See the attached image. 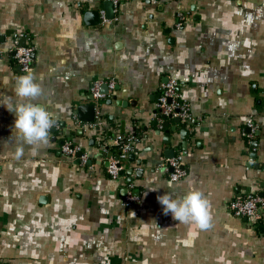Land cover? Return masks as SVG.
<instances>
[{
	"label": "crops",
	"instance_id": "crops-1",
	"mask_svg": "<svg viewBox=\"0 0 264 264\" xmlns=\"http://www.w3.org/2000/svg\"><path fill=\"white\" fill-rule=\"evenodd\" d=\"M107 2L0 0V47L27 36L21 44L33 47L31 71L44 89L33 102L60 126L47 145L17 138L7 106L19 101L16 77L26 73L1 56L0 264H264V220L230 212L237 196H264V0H132L112 13ZM109 79L116 90L97 102L93 85ZM170 79L197 124L165 127L157 116ZM85 104L96 106L94 128L81 127ZM118 134L137 141L114 180L107 163ZM65 140L86 164L61 152ZM169 150L183 154L188 172L177 183L163 168ZM129 183L140 201L125 207ZM189 190L210 204L206 230L165 215L157 200Z\"/></svg>",
	"mask_w": 264,
	"mask_h": 264
},
{
	"label": "built area",
	"instance_id": "built-area-1",
	"mask_svg": "<svg viewBox=\"0 0 264 264\" xmlns=\"http://www.w3.org/2000/svg\"><path fill=\"white\" fill-rule=\"evenodd\" d=\"M114 8V12L118 11V8L123 2H130L132 0H109ZM158 1V0H155ZM104 23L109 20L106 18L105 11L101 12ZM186 17L183 13L178 14L177 26H181ZM27 38L25 34L16 33L12 37L11 46L7 50H3L0 47V57L5 54H10L12 59L19 65L21 71L24 69H31L34 64V49L29 45H22L21 39ZM106 85L108 93L102 91V86ZM117 88V82L114 79H109L105 82H96L92 89V95L97 102L105 101L111 98L112 94ZM158 114L160 117H171L172 119L179 118L189 124H197L196 117L191 112V107L188 100L183 96L180 91V84L175 79L168 80L162 85L157 102ZM97 110V109H96ZM98 118V117H97ZM97 121V119H96ZM95 121V122H96ZM95 122L90 124L81 125L82 128H94ZM100 123V122H99ZM248 126L251 130L250 138L254 136L256 127L252 121L248 122ZM52 129H60L58 123L55 122V126ZM115 143L117 150L111 153L108 157L107 174L114 180L120 179L123 174L126 173L125 163L131 153L134 152L137 138L131 134H118L115 136ZM61 152L70 157L75 158L77 155H81V161L86 164L89 160L87 154L81 153V148L74 144L72 140H65L61 145ZM163 168L170 171V180L172 182H180L183 180L188 172L184 163V156L181 153L176 154L173 158L167 159L163 163ZM140 201L139 197L134 194V185L128 184L127 193L123 198V205L125 207H132L135 203ZM230 212L236 218L239 219H254L264 220V196L249 195V196H237L230 204Z\"/></svg>",
	"mask_w": 264,
	"mask_h": 264
},
{
	"label": "clouds",
	"instance_id": "clouds-1",
	"mask_svg": "<svg viewBox=\"0 0 264 264\" xmlns=\"http://www.w3.org/2000/svg\"><path fill=\"white\" fill-rule=\"evenodd\" d=\"M24 72L15 82V94L20 99L14 105L9 101L7 110L15 115L14 130L20 141L27 145H47L55 121L45 108L33 102L44 95V89L35 82L31 69L26 68ZM22 153L23 148H17V155ZM157 200L164 214L171 213L175 221L195 224L201 230L211 227L210 204L201 191L189 190L183 197L175 198L165 194Z\"/></svg>",
	"mask_w": 264,
	"mask_h": 264
},
{
	"label": "water",
	"instance_id": "water-1",
	"mask_svg": "<svg viewBox=\"0 0 264 264\" xmlns=\"http://www.w3.org/2000/svg\"><path fill=\"white\" fill-rule=\"evenodd\" d=\"M105 6H106V11L108 12H111L112 13V11H113V5H112V3L111 2H107L106 4H105ZM109 7V8H108ZM89 16L90 15H97L98 16V13L97 12H92V11H90V12H88L87 13ZM24 45V44H23ZM104 90V92L105 93H108L107 91H108V89H107V87H105V88H103ZM113 99H116L115 97L113 98ZM109 102H112V101H109ZM77 112H78V116H79V120L81 121V122H83V123H88V124H90V123H93V122H95V120H96V117H97V115H96V106L94 105V104H85V105H81V106H79L78 107V109H77ZM163 119H164V126L165 127H167L168 125H169V123H168V119H172L171 117H163ZM175 121H176V123H180L181 122V120L179 119V118H175L174 119ZM155 125H158V123H155ZM258 134V133H257ZM182 135H183V139H186L187 138V131H183L182 132ZM168 139V138H167ZM165 141H166V139H165ZM167 143H168V140H167ZM257 145H258V143L257 142H255L254 143V147L256 148L257 147ZM168 152H170V157L169 158H172L173 156H174V151L173 150H169V151H167V153ZM256 155V154H255ZM77 157H80V154L77 156ZM129 158H130V160L131 161H134V158H135V154H131L130 156H129ZM107 166H108V163H107ZM133 173V171H131L130 172V174H132ZM127 193V192H126ZM126 195V194H125Z\"/></svg>",
	"mask_w": 264,
	"mask_h": 264
}]
</instances>
